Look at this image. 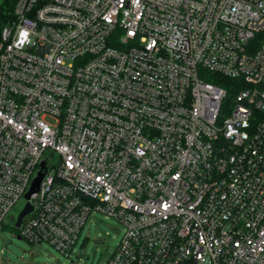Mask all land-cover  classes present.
I'll return each instance as SVG.
<instances>
[{"label":"built area","instance_id":"built-area-1","mask_svg":"<svg viewBox=\"0 0 264 264\" xmlns=\"http://www.w3.org/2000/svg\"><path fill=\"white\" fill-rule=\"evenodd\" d=\"M43 161L21 238L69 255L101 211L125 227L107 264H264V0H17L0 230Z\"/></svg>","mask_w":264,"mask_h":264},{"label":"rangeland","instance_id":"rangeland-1","mask_svg":"<svg viewBox=\"0 0 264 264\" xmlns=\"http://www.w3.org/2000/svg\"><path fill=\"white\" fill-rule=\"evenodd\" d=\"M46 119L57 125L55 117ZM57 160L58 154L53 161ZM24 206L23 199L18 201L0 230V264H107L125 232L124 225L116 218L93 211L70 254L66 255L47 241L33 243L14 234V219Z\"/></svg>","mask_w":264,"mask_h":264},{"label":"trees","instance_id":"trees-1","mask_svg":"<svg viewBox=\"0 0 264 264\" xmlns=\"http://www.w3.org/2000/svg\"><path fill=\"white\" fill-rule=\"evenodd\" d=\"M17 0H0V32L2 27L14 18V8ZM205 78L217 85L224 87L227 91V99H231L238 89L234 87V80L219 74L209 73ZM17 228L13 226V231Z\"/></svg>","mask_w":264,"mask_h":264},{"label":"water","instance_id":"water-1","mask_svg":"<svg viewBox=\"0 0 264 264\" xmlns=\"http://www.w3.org/2000/svg\"><path fill=\"white\" fill-rule=\"evenodd\" d=\"M45 161H43L41 163V170L38 172V175L34 178L33 182L31 183V186L29 188V190L27 191V193L25 194V199L27 200V203L25 204L24 208L20 211L16 222H15V227L19 228L21 226V223L24 219V217L31 213L33 211V206L30 203V199L31 196L35 193H37L40 189L42 180L45 176V171H43V169H45ZM19 239H21L20 236H17Z\"/></svg>","mask_w":264,"mask_h":264}]
</instances>
